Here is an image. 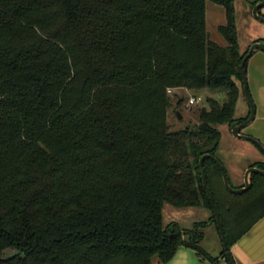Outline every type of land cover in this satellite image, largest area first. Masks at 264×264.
<instances>
[{
  "label": "trees",
  "instance_id": "trees-1",
  "mask_svg": "<svg viewBox=\"0 0 264 264\" xmlns=\"http://www.w3.org/2000/svg\"><path fill=\"white\" fill-rule=\"evenodd\" d=\"M210 1L227 45L209 37L207 0H0V264H164L180 246L217 262L200 244L216 222L200 160L251 109L236 116V0ZM176 89L225 99L175 130ZM204 168L230 247L264 217V175L236 194ZM166 204L212 215L165 225Z\"/></svg>",
  "mask_w": 264,
  "mask_h": 264
},
{
  "label": "rangeland",
  "instance_id": "rangeland-1",
  "mask_svg": "<svg viewBox=\"0 0 264 264\" xmlns=\"http://www.w3.org/2000/svg\"><path fill=\"white\" fill-rule=\"evenodd\" d=\"M255 0H236L237 10V26L239 28V41L242 49H248L252 40L255 37H261L264 39V22L255 17L253 13V2ZM264 7L261 9L263 10ZM207 29L209 37L218 42L220 45H227L225 37L220 32V27L226 22V10L221 5H218L210 0H207ZM261 10V11H262ZM173 95V103L169 110L168 121L171 123L173 129H182L188 126L198 124L199 111L203 107L210 108L209 102H207L208 95L212 94L219 100L224 101L225 96L219 92L211 93L209 91H193L185 89H176L171 92ZM194 95L196 97H202V100L192 105H188L189 98ZM179 98H183L181 103H177ZM246 97L241 98V102L246 104ZM241 106L237 109V114L241 112ZM181 114V117L179 116ZM223 138L219 149L217 150V157L222 162L225 169H227L230 183L236 188L242 187L245 181V172H236L235 168L241 167L242 164L249 158L243 153V150L239 147L234 146V136L232 135L229 124H224L220 127ZM233 136V137H232ZM245 142L251 141L247 140ZM238 173V174H237ZM223 177V176H222ZM212 215V211L203 207H175L171 204H166L163 211L164 224L168 225L171 222H178L180 225L187 230H192L195 225L200 222L210 221L209 218ZM210 224V223H209ZM201 226L200 230L204 233V238L200 242L201 246L205 249H215L221 246L222 238L219 233L217 223L213 222L211 226ZM223 248V245H222Z\"/></svg>",
  "mask_w": 264,
  "mask_h": 264
},
{
  "label": "crops",
  "instance_id": "crops-1",
  "mask_svg": "<svg viewBox=\"0 0 264 264\" xmlns=\"http://www.w3.org/2000/svg\"><path fill=\"white\" fill-rule=\"evenodd\" d=\"M261 12L264 15V8ZM260 38L261 37H255L248 49L244 50L241 47V50H249L252 44ZM246 72L248 73V87L250 89L254 105H256V115L253 122L245 127L242 132L254 136L255 138H259L264 144V51L256 50L254 52L251 59L247 63ZM242 96L245 97L243 92L238 103V105L243 108H241L240 114H237L236 112V116L238 118L247 116L251 109L248 102H246V104L241 102ZM229 126L231 128V125ZM245 141L247 140L234 137V146L242 149L246 157L250 159L249 162L246 160L241 167L238 166L235 168V173H244L253 163L257 161H264V153L259 149V147L253 142L250 144ZM212 223L213 222H210L209 226H211ZM222 245L223 244L218 247L219 251L215 249H206L211 255L217 258V262H210L205 258H201L197 251L185 246H180L175 256L164 264H227L222 256V252L225 250L222 248ZM230 248L235 264H264V217L259 219V221L247 230L238 241L230 246ZM155 264L163 263L156 262Z\"/></svg>",
  "mask_w": 264,
  "mask_h": 264
},
{
  "label": "water",
  "instance_id": "water-1",
  "mask_svg": "<svg viewBox=\"0 0 264 264\" xmlns=\"http://www.w3.org/2000/svg\"><path fill=\"white\" fill-rule=\"evenodd\" d=\"M262 7H264V0H260L254 5L253 13L255 17H257L258 19L264 22V15L261 13ZM256 50L264 51V41L263 40L255 41L254 44H252V46L249 48L248 52L244 56V59L241 63V69H242V72L244 73V78H243L244 95L247 99L248 105H250L251 112H250L249 117L245 119L243 122L235 121L231 125V131L234 137H237L238 139L240 138L246 139V140L253 142L264 153V144L259 138L257 137L255 138L254 136H251L247 133L242 132V130L245 127H247L253 122L255 115H256V105H254V102H253V99L250 93V89L248 87V73L246 72V67H245L248 61L251 59V56L254 54ZM179 116L181 117L180 113H179ZM208 158L213 159L218 165L219 169H221L224 185H226L227 188L231 192L236 193V194H241L242 192L250 189L253 185L251 181V176L257 172L264 175V169L260 168L258 165L248 167L244 175L245 176V181L243 183L244 185H242V187L236 188L233 185H231L227 169L224 168L222 162L216 155H213L211 153L205 154L200 160V166H201L202 176H203V184L205 185L208 191L210 201H212L213 212L216 217V223L218 226L219 233L221 234L223 248L226 251L227 260L229 264H235V261H234V258L231 252V248L229 247L228 242H227L226 233L224 231L222 217H220V211H219L218 205L216 201L214 200L213 193L211 191L210 186L208 185L207 172L204 168V162Z\"/></svg>",
  "mask_w": 264,
  "mask_h": 264
},
{
  "label": "built area",
  "instance_id": "built-area-1",
  "mask_svg": "<svg viewBox=\"0 0 264 264\" xmlns=\"http://www.w3.org/2000/svg\"><path fill=\"white\" fill-rule=\"evenodd\" d=\"M202 100V97H196L194 95H192L189 100H188V105H192L193 103H197L200 102Z\"/></svg>",
  "mask_w": 264,
  "mask_h": 264
}]
</instances>
